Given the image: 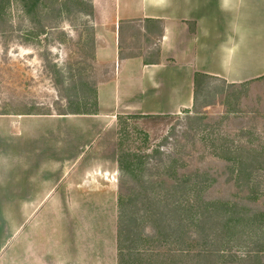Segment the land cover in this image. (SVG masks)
I'll return each mask as SVG.
<instances>
[{
	"label": "crops",
	"instance_id": "crops-1",
	"mask_svg": "<svg viewBox=\"0 0 264 264\" xmlns=\"http://www.w3.org/2000/svg\"><path fill=\"white\" fill-rule=\"evenodd\" d=\"M90 1L95 59L111 67L97 111L0 115V215H16V264H71L60 247L88 232V197L99 198L88 188L116 182L118 115L188 111L195 72L231 84L264 76V0ZM144 20L151 43L141 54L157 48L159 61L121 58V23ZM73 261L82 264L80 249Z\"/></svg>",
	"mask_w": 264,
	"mask_h": 264
},
{
	"label": "rangeland",
	"instance_id": "rangeland-1",
	"mask_svg": "<svg viewBox=\"0 0 264 264\" xmlns=\"http://www.w3.org/2000/svg\"><path fill=\"white\" fill-rule=\"evenodd\" d=\"M2 10L8 23L0 20V27H4V32H0V113H5L0 115L69 112V100L72 102L70 107L75 110H93L92 90L88 91L85 99H78V96L75 98L80 90V83L85 84L86 88L96 86L99 81L111 76V67L96 61L95 54L93 56L96 45L94 48L90 43L87 44L88 37L92 34L81 20L75 14H64L59 18L62 22L57 30L33 36L29 32L28 19L20 3L11 0L7 5L5 2ZM137 30L136 26L125 32L122 44L125 53H145L147 50L146 41L142 33L137 34ZM201 96L199 103L205 98L211 103L205 107L199 105L197 110L192 107L188 111L175 114L179 121L175 118L155 121L143 118L127 120L129 136L124 144L126 149L136 154H150L151 157L145 160V169L141 172L143 178L172 180L184 175L191 185V182L202 178L197 173L205 171L204 177L207 181L209 177L211 183L199 194L198 203L208 204L217 198L243 200L264 214V167L261 166L255 175L258 189L254 199L248 196L251 189L244 191L246 196L233 181H227L230 176L226 167L228 163H222L215 157V150L219 146L233 149L242 147L245 152L249 149H264V78L249 80L243 87L234 88L227 87L220 79H213L208 88L202 90ZM195 110L206 115L201 122L203 130H199L194 136L188 134L185 139L189 145L183 149L185 139L181 131L186 122L185 117L195 114ZM192 138L195 140L193 144ZM155 149L163 151L164 154H173L175 158L180 157L176 171L168 172L164 166L158 167ZM187 153L189 155L186 156ZM161 158L165 165V155ZM115 177L116 182L113 185L98 181L88 188L89 191L96 192L99 198L95 195L88 197V232L85 236V233L81 234L82 242H72V232L64 235L65 242L60 248L64 258L70 259L71 264L74 263L79 249L82 251V264L117 263L114 228L120 190L118 171ZM132 178L128 179L127 186L135 184ZM191 194L193 192H190L186 201H195L196 196ZM260 219L264 222V218ZM196 227L195 224H190L183 241L149 238L135 243L144 254L134 264H238L247 254L246 242L237 241L238 245L233 241L231 250L235 257L230 260L229 257H224L215 263L213 257L207 253L208 248L214 249V243H207V238H201ZM144 229L147 235L152 234L149 226ZM16 235V215H0V264H16ZM74 235L78 238V234ZM242 238L244 237L241 236L240 239ZM6 239L8 242L5 243ZM47 248L60 249L57 244L48 245ZM181 248L191 251L188 257L181 255ZM263 262L264 259L257 260L259 264H264Z\"/></svg>",
	"mask_w": 264,
	"mask_h": 264
},
{
	"label": "trees",
	"instance_id": "trees-1",
	"mask_svg": "<svg viewBox=\"0 0 264 264\" xmlns=\"http://www.w3.org/2000/svg\"><path fill=\"white\" fill-rule=\"evenodd\" d=\"M11 0H0V20H4L5 24L8 23L5 14L2 10L3 3L9 4ZM20 3L21 8L26 15L29 23V32L33 36L38 34L51 32L59 28L62 22V15L75 14L82 24L92 34L88 37L87 44L90 43L95 48V31L93 25L94 8L90 0H14ZM7 7V6H6ZM147 22H123L119 27V32L138 27L137 34H141L146 43H151L150 30L148 29ZM142 26V27H140ZM191 30H194L192 24ZM0 27V32H4ZM159 32H161V27ZM119 55L121 58L143 56V60L148 62L155 59L159 61V50L156 48L148 55L141 54V52L125 53L124 46L121 45ZM94 56V53H93ZM264 78V76L259 77ZM213 79H220L216 76L195 72L193 75V108L197 110L198 106L203 107L209 105L210 100L201 99L202 90L207 89L210 81ZM227 87H243L247 82L231 84L220 79ZM76 87V85H75ZM93 92V110L86 112L75 110L71 106L72 102L69 100V112L58 113L59 115L67 114H91L97 111L96 100V86L86 88L85 84L80 83V90H78V99H85L88 96V91ZM77 99V100H78ZM71 102V104H70ZM195 110V114L186 115V122L181 133L184 139L190 134L194 136L199 130H203L201 122L206 115ZM5 114V113H0ZM32 114V113H26ZM40 114V113H39ZM45 114V113H44ZM51 114V113H47ZM132 118H143L150 120L162 119H178L176 115H118L117 116V139H116V152H117V171L119 173V192L117 201V264H131L138 263L142 258L143 250L139 249L135 243L144 242L149 238H154L164 241L172 239L177 241L185 240L187 236V228L190 224H195L201 238L206 239L207 243L218 247L215 249L208 248L207 253L212 259L219 260L224 257H229V260L234 258L233 251L231 250V243L234 241L239 245V241L246 242L247 251L246 255L241 258L238 264H259L257 260L264 259V222L260 218H264L259 210L251 207L248 203L234 200H220L213 199L208 204L198 203L199 194L209 186L211 183L208 177H204L205 171L197 173L198 177L194 182L187 180L183 176L175 177L172 180L164 178L151 179L150 177H142V171L145 169V160L150 158L149 153L136 154L125 147L126 138L129 136L127 131V120ZM192 144L195 142L194 138ZM183 149L188 146V140H184ZM157 154L158 167H163L168 172L176 171L177 162L180 160L175 158L173 154H164L163 151L154 150ZM244 152V153H243ZM213 155V153H211ZM162 155H165L167 162L163 163ZM189 153L186 154V156ZM216 160L222 163L227 162L226 167L229 169L230 176L227 181H233L234 185L240 192H248V196L256 198L257 180L255 179L256 172L259 171L261 166L264 167V149H249L229 148L228 146H219L215 150ZM144 166V167H143ZM143 167V169H142ZM170 170V171H169ZM208 174V173H207ZM133 177V178H132ZM135 180V184L127 186L128 179ZM137 180V182H136ZM188 181V182H187ZM251 185L253 187L251 188ZM190 192L196 196L195 201L188 202V195ZM245 193V192H244ZM246 194V193H245ZM247 196V194H246ZM191 213L193 214L191 216ZM145 226H149L152 230L151 235L145 233ZM206 229V230H205ZM208 230V231H207ZM254 231V232H253ZM146 234V235H145ZM212 234V235H211ZM241 236L244 238L240 239ZM145 237V238H144ZM144 238V239H143ZM238 241V242H237ZM206 243V244H207ZM181 255L188 257L190 250L181 248ZM206 251L203 253V256ZM240 258V257H239ZM237 261V257L235 258ZM264 263V262H263Z\"/></svg>",
	"mask_w": 264,
	"mask_h": 264
}]
</instances>
